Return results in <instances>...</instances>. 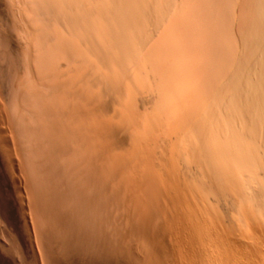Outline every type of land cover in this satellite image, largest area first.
I'll return each mask as SVG.
<instances>
[{"label": "bare ground", "instance_id": "6f19581e", "mask_svg": "<svg viewBox=\"0 0 264 264\" xmlns=\"http://www.w3.org/2000/svg\"><path fill=\"white\" fill-rule=\"evenodd\" d=\"M6 3L46 264H264V0Z\"/></svg>", "mask_w": 264, "mask_h": 264}, {"label": "rangeland", "instance_id": "374dc122", "mask_svg": "<svg viewBox=\"0 0 264 264\" xmlns=\"http://www.w3.org/2000/svg\"><path fill=\"white\" fill-rule=\"evenodd\" d=\"M6 1L7 0H0V10L4 9V11L2 13L5 15V16H3L5 22L3 21V18H0V28H1L0 29V54H1L0 55V57H1L0 58V94H1L0 95L1 96L0 97V101H1L0 102L1 103L0 107H2L1 105H4V104H5V107L6 106L8 107V108L7 107L5 108L3 106L2 109L0 108V113H1L0 114V136H2V137H0V159H1L0 160V168L1 167L4 168L3 170L2 169H0V170H2L3 174H5L4 176H6L5 178H6L7 182H8V186H9L10 190L11 191H12V189L14 190V191H12L13 196H15V197H13L14 198V207H13L14 208V214L13 215L14 216L16 214L17 215L15 217L16 220L13 219V218H12L13 219L12 220L11 217H9L5 213V211H3L1 209V207H0V258H1L0 259V261H1L0 264H2L3 262H4V264H42V263L46 264L47 260H46L45 250H44V246H45L46 243L41 240V237L38 234L39 233L38 228L36 229V226H35L36 223L35 222L33 223L35 217L34 218L32 217V216H34L33 208H31L32 207V202L28 203V200L31 201V199L29 198V194H28L29 193V186H28V183H27L28 181H27L26 175H25V168L23 166L22 159L20 158L21 156H20L19 141H17V139L19 140L18 132H16L17 129L12 128V127H14V125L12 123L13 120H17L18 117H17V114H16V112H17L16 111L17 110V107H16L17 89L14 87L15 83H14V80H13V78L11 76L13 68L12 67L10 68V66H11L10 63L11 62L15 63V60L16 59L18 60V56L17 55H19V54L18 53H14V52H16V49H18V45L12 47L11 45L8 44L9 42L8 43L4 42V40L7 37H9V36L12 38V40L7 38L8 40H5V41H10V44L13 41L15 43H17V41H18L17 37H16V31H15L14 27H12V25L9 26V24H10L9 21L11 22V18H10L11 16L9 15L10 9L8 11L9 6H7L8 3H6ZM6 15H8L7 17H9V19H10L9 21H6V20H8ZM11 15H12V13H11ZM0 17H2V16H0ZM5 32H7V33H5ZM14 32H15V34H13ZM8 34H10V35H8ZM2 37L5 38V39H3ZM15 39L17 41H15ZM7 44L9 46H11V47H9V49H8ZM13 45H15V44H13ZM10 48H11V50H10ZM10 52L14 55V56L12 55L13 61H10V56H11ZM7 59H9V61ZM16 65H17V63H15V65L13 67L15 68ZM8 67H9V69H8ZM7 76H9V77H7ZM9 103H10V105H8ZM4 108L6 109V111H5ZM10 111H12L13 113L12 112L10 113ZM8 114H9V117L7 116V118H9V119H6V117H4V115H8ZM13 117H14V119H13ZM9 120H11L12 122L9 121ZM3 128H4V130H3ZM1 141H3V143ZM8 143L10 145L13 144V145H11L12 146V150H11V146ZM3 144H4L5 150H4L3 146H2ZM5 144L8 145V149L9 150H6L7 146ZM16 148L18 150H16ZM14 151H15V153H14ZM16 151H18L19 153H17ZM11 161H13V163H15L16 161H19V162H16V164H18L19 166L21 165L20 166L21 168H19V169H21L22 171L24 170L23 171L24 173H22L21 170L18 171V167L19 166H16L15 164L12 165L13 163ZM14 166L17 167V168L14 169L15 168ZM12 167H13V169H12ZM16 196H17V198H16ZM32 212H33V215H32ZM4 213L6 215H4ZM17 220H18V222H17ZM11 221L12 222L14 221L15 225L16 224L18 225V226L16 225V229H15V225L13 226V223ZM17 228H18V230H17ZM19 230H21V231H19ZM6 259H7V261H6Z\"/></svg>", "mask_w": 264, "mask_h": 264}]
</instances>
